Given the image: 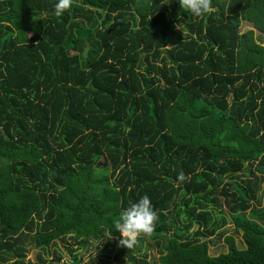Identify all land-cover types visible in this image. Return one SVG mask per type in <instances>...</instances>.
Masks as SVG:
<instances>
[{"label": "trees", "instance_id": "16d2710c", "mask_svg": "<svg viewBox=\"0 0 264 264\" xmlns=\"http://www.w3.org/2000/svg\"><path fill=\"white\" fill-rule=\"evenodd\" d=\"M54 4L0 0V264H264V0Z\"/></svg>", "mask_w": 264, "mask_h": 264}, {"label": "clouds", "instance_id": "9594fccd", "mask_svg": "<svg viewBox=\"0 0 264 264\" xmlns=\"http://www.w3.org/2000/svg\"><path fill=\"white\" fill-rule=\"evenodd\" d=\"M73 2L74 0H55V15L62 16L72 7ZM178 2L195 18H203L212 8V0H178ZM157 221L154 205L147 195L129 202L114 223L115 231L120 234L119 245L133 248L139 238L153 233Z\"/></svg>", "mask_w": 264, "mask_h": 264}, {"label": "rangeland", "instance_id": "374dc122", "mask_svg": "<svg viewBox=\"0 0 264 264\" xmlns=\"http://www.w3.org/2000/svg\"><path fill=\"white\" fill-rule=\"evenodd\" d=\"M248 26L246 24H244L241 28L242 31H245L247 30ZM262 189L260 190L262 192V203L260 205L261 206H264V182L262 184ZM227 210V207L225 206L223 208V210ZM248 215V214H247ZM260 222H263V218L259 219ZM222 230H225L226 234H231L233 235V238L235 240V243L237 245V247L239 248H242L244 247V243H243V240L240 238V234H235L234 233V230H233V225L231 223V221H228V223L222 227ZM203 240L209 242V253L211 255H217L221 252H225L227 250V246L225 244V242L223 241V239H219V241H217V239H213L212 237H203L202 238ZM213 240V242H211ZM59 243L60 241L57 240ZM147 243V242H146ZM66 244H63V243H60L59 246H57L55 248L56 251L60 252V251H63V247L65 246ZM147 248V260L151 263V264H158V255L159 253L155 250V248L151 245L147 246V244H144ZM70 248H73L72 245L69 246ZM39 251V249L37 248H31L30 251L28 252L27 256H26V259H31V260H35V255L37 254V252ZM50 251H54L53 248H50L49 249V252ZM100 252V250H98V252H96V255ZM42 253V252H41ZM82 251L79 253L80 255H82ZM43 257H50L48 255H46L45 253H42ZM15 258H10L9 262L13 261ZM86 259V258H85Z\"/></svg>", "mask_w": 264, "mask_h": 264}]
</instances>
